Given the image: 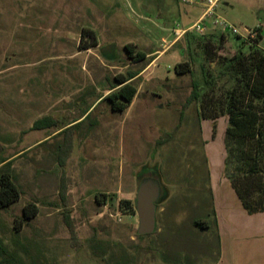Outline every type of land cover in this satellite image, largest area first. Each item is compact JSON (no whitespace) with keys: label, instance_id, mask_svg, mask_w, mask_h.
Returning <instances> with one entry per match:
<instances>
[{"label":"rangeland","instance_id":"374dc122","mask_svg":"<svg viewBox=\"0 0 264 264\" xmlns=\"http://www.w3.org/2000/svg\"><path fill=\"white\" fill-rule=\"evenodd\" d=\"M227 1L232 8L222 19L256 35V26L264 29V0ZM195 10L177 0H0V161L12 157L21 192L0 209V264L216 261L209 170L230 182L240 164L234 151L222 163L226 117L211 123L198 116L199 103L185 107L191 77L173 70L187 57L184 34L174 30L194 23ZM85 28L95 32L97 45L81 50ZM187 32L200 38L201 47L208 41ZM224 34L211 51L218 61L239 48ZM128 44L145 58L129 59ZM259 45L264 48V40ZM192 47L198 79L202 58ZM129 70L138 72L135 96L125 110L113 111L102 98L113 77ZM225 83L224 77L217 80L214 98H221ZM84 112L75 128L60 129ZM44 116L55 126L31 130ZM43 135L50 137L38 145ZM139 178L157 180L163 197L156 204V231L143 237L136 233V214L119 206L120 200H135ZM29 202L38 214L16 231L14 219Z\"/></svg>","mask_w":264,"mask_h":264},{"label":"trees","instance_id":"16d2710c","mask_svg":"<svg viewBox=\"0 0 264 264\" xmlns=\"http://www.w3.org/2000/svg\"><path fill=\"white\" fill-rule=\"evenodd\" d=\"M81 35L85 38L79 43L78 47L81 50L97 45L96 34L93 30L85 28ZM213 35H204L209 37L206 44L201 47L198 44L199 37L185 32L183 39L187 57L186 60L174 64L173 70L175 74H189L191 77V90L185 107L192 102L199 103L198 116L209 121H215L221 116L226 117L224 164H227L229 153L233 151L240 164L236 170L237 174L229 175L230 184L248 214L264 212V48L259 45L261 36L258 33L252 43H247L239 36L230 34L239 41V48L229 58L218 61V58L211 56V51L215 45L220 46L225 34L220 32L218 37ZM209 44L211 46L208 48ZM193 45L200 49L201 54L197 57L200 60L202 58L199 63L198 79L193 78L192 65L196 61ZM124 49L127 57L132 61L142 60L146 56L141 51H135L131 44L126 45ZM212 62L217 64L215 70L209 69V64ZM137 74V71L129 70L125 74L113 77V82L108 87L110 93L102 98L108 101L111 110L123 111L129 106L136 93L132 79ZM223 77L226 78V87L221 98H214L217 91L216 82ZM206 111H213V114L208 113L207 115ZM52 126H55L53 120L49 117H42L33 122L31 129L40 130ZM63 127L61 126L60 129ZM75 127L73 125L65 130ZM233 144L234 150L232 149ZM1 162L3 164L0 166V209L18 200L21 194L10 168L11 161L4 159ZM141 180L139 178L138 184ZM100 197L104 198L103 201L106 200L104 194H100ZM162 198V196L159 197L158 202ZM96 199L98 200V196ZM158 202L155 203V207ZM119 206L135 214L134 200H120ZM37 214V206L32 202L27 203L22 207L21 216L14 219V229L20 230ZM66 220L69 233L75 240V232L68 216ZM193 225L199 226L200 221H194ZM156 228L155 226L154 232ZM138 237L143 236L138 235ZM4 249L0 243V254H4Z\"/></svg>","mask_w":264,"mask_h":264},{"label":"crops","instance_id":"0c3cea01","mask_svg":"<svg viewBox=\"0 0 264 264\" xmlns=\"http://www.w3.org/2000/svg\"><path fill=\"white\" fill-rule=\"evenodd\" d=\"M219 3L221 4V2ZM219 3L215 9L216 14L219 16L222 13L226 14L225 10L227 8H232L231 1L224 0L222 3L223 10L220 9ZM191 6L196 9L193 14L195 18L198 19L203 11L202 6ZM197 19H195V21ZM210 21L211 20L209 19L206 20L205 24L209 28V31L214 33L216 30H212ZM190 25H192V23H189L187 27ZM256 27L259 29L258 33L261 36V40H264V29H262L261 25ZM86 112L71 123L63 125V128L65 129L77 124V121H79ZM210 122L214 123L213 121ZM49 128H43L40 130H48ZM225 128L226 126L222 128L223 140ZM210 135H212V133ZM49 137L50 135H43L42 137L37 138L38 145L45 143L47 140H43L48 139ZM217 137H219V134L216 133V138ZM202 138H205L203 134ZM10 158L12 157L5 160L8 161ZM224 158L225 151L222 154V163ZM210 162L211 161L209 160V165L211 164ZM2 164L3 163L0 161V166ZM221 170L223 172V164ZM209 173V181L211 183L209 189L213 193L212 196L215 204V233L218 241V256L213 264H264V212L248 214L243 208L230 182L226 180L224 176L213 174L211 167Z\"/></svg>","mask_w":264,"mask_h":264},{"label":"built area","instance_id":"2783aa9c","mask_svg":"<svg viewBox=\"0 0 264 264\" xmlns=\"http://www.w3.org/2000/svg\"><path fill=\"white\" fill-rule=\"evenodd\" d=\"M180 4L191 6L200 5L203 8L201 16L189 27L185 29L174 30L175 34L181 36L187 31H192L199 36L209 35L213 32L204 23L205 19H209L212 30H219L221 32H228L230 34L239 36L247 43H252V39L256 36L255 29L238 28L234 24L226 22L222 17L216 14L215 9L220 0H177ZM254 30V31H253Z\"/></svg>","mask_w":264,"mask_h":264},{"label":"water","instance_id":"95a60500","mask_svg":"<svg viewBox=\"0 0 264 264\" xmlns=\"http://www.w3.org/2000/svg\"><path fill=\"white\" fill-rule=\"evenodd\" d=\"M161 193V186L155 179L147 178L138 184L135 195V214L137 217V235L146 236L154 232L156 222L155 203Z\"/></svg>","mask_w":264,"mask_h":264},{"label":"flooded vegetation","instance_id":"af4514ba","mask_svg":"<svg viewBox=\"0 0 264 264\" xmlns=\"http://www.w3.org/2000/svg\"><path fill=\"white\" fill-rule=\"evenodd\" d=\"M162 196V189H161V193H160V197ZM158 202V201H157Z\"/></svg>","mask_w":264,"mask_h":264}]
</instances>
